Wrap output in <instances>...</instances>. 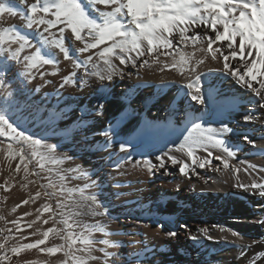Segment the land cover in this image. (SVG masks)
Segmentation results:
<instances>
[{
	"label": "bare ground",
	"instance_id": "obj_1",
	"mask_svg": "<svg viewBox=\"0 0 264 264\" xmlns=\"http://www.w3.org/2000/svg\"><path fill=\"white\" fill-rule=\"evenodd\" d=\"M33 2L35 0H29ZM96 7L99 11L111 10L104 5ZM89 12L99 21L96 11L89 8ZM9 18L13 22H9ZM129 19L125 17L123 22L127 24ZM24 23L19 17L5 15L0 19V32L5 27L17 25L31 40L33 48L38 47V33L43 31V26L27 29ZM50 31L53 34L50 40L60 38L56 28ZM219 43L213 47H218ZM65 44L67 46V41ZM76 46L82 45L77 42ZM103 47L90 51L96 53ZM177 51L191 54L193 50L191 46H181ZM75 55L83 58L87 54ZM174 55L180 59L177 53ZM201 58L204 63L195 65L194 74L188 73L185 67V74L181 75L179 71L163 67L172 62V56L161 55L156 63L146 54L135 66L120 65L119 60L112 57L113 63L123 70L122 74L114 75L111 81H101L97 76L88 75L83 68H72L61 55L58 66L47 65L42 69L46 73L44 77L36 75L34 80L29 78L25 82L21 75L23 69L17 65L6 73V81L0 82V105L4 100L11 102L9 115L19 130L31 132L47 145L56 147L55 158L60 163L41 160L43 166L51 170L52 184L58 181L63 188L83 189L85 195H94L103 205L98 211L105 215L86 218L84 223L99 220L103 225L105 232L94 233V236L97 240H107L104 245L107 264H112L113 260L116 264H250L252 260L264 264V256L259 255L264 252V197L258 190L236 186L264 182V151H261L264 148V109L249 89L219 71L222 61L212 60L210 54L202 56L199 52L194 56V59ZM144 59H148V65L140 66ZM93 61L96 67L89 64L88 71L105 74L103 61L97 56ZM230 63L236 61L230 59ZM70 72L83 77V83L70 82L61 87L62 77ZM197 75L200 76L197 86L202 93L211 95V100L204 105L192 101L188 93L194 89L186 87ZM4 76L5 72L0 71V77ZM260 79L257 76L253 85L258 87ZM246 115L255 119L245 121ZM192 122L201 124L206 135L212 134L225 141L234 155L229 156L222 146L208 143L206 149L195 150L197 162L194 164L192 158L177 151L176 145L189 134L186 129H191ZM222 125H227L231 131L218 132ZM105 132L109 133L107 138ZM245 136L254 140L256 146L248 144ZM10 142L0 141V147ZM125 142L126 152L120 150ZM20 147L27 156L23 146L13 143L14 149ZM164 153L186 163L189 166L186 174H181L179 164L174 165L167 158L157 161L156 158ZM216 156L221 160H216ZM204 160L211 163L199 167ZM223 160L228 162L227 168ZM144 161L155 165L153 171H148ZM17 163L18 157L10 159L0 151V216L3 217L0 219V230H3L0 243H7L8 247L34 243L52 226V221L43 223L49 213L44 212L41 205L49 202L57 212L61 211L56 208L53 196L51 199L44 196L45 191L51 192L43 184L36 165L30 161L26 173L22 165L16 171ZM160 163H164V168H160ZM60 173L67 176V181L60 180ZM37 191L41 196L33 203L30 197ZM23 200L29 203H21ZM18 204L20 207L13 212ZM110 204L112 208L107 210ZM37 208H41L42 215L37 213ZM26 212L30 215L25 216ZM37 215H41L40 220H36ZM70 215L71 212L66 213L65 219ZM33 221V227H27ZM200 228H207L213 238L204 237ZM221 228L226 231L222 232ZM72 231L79 235L82 229L73 227ZM173 231L178 235L169 236ZM33 232L36 235H30ZM232 232L239 236L234 237ZM192 235L200 238L193 241ZM240 237L242 242L251 245L244 257L239 255L238 244L232 242L239 241ZM45 243L51 247L66 242L53 238L50 233ZM10 255L11 260L3 264H58L63 258L62 253L53 257L38 248L22 249L18 256ZM94 255L104 258V253L98 251ZM89 264L100 262L89 261Z\"/></svg>",
	"mask_w": 264,
	"mask_h": 264
},
{
	"label": "snow or ice",
	"instance_id": "obj_2",
	"mask_svg": "<svg viewBox=\"0 0 264 264\" xmlns=\"http://www.w3.org/2000/svg\"><path fill=\"white\" fill-rule=\"evenodd\" d=\"M99 5L110 7L111 10L99 11L96 7ZM89 8L97 12L99 21L91 15ZM5 15L12 18L19 17L25 21L24 28L43 26V31L38 33L40 42L35 48L17 25L5 27L3 32H0V52L3 53L0 56V71L5 72V76L0 77V82H5L6 73L12 71L17 65L23 69L21 75L25 82L29 78L34 80L36 75L44 77L46 73L42 69L47 65L58 66L61 55L64 61L70 62L72 68H83L88 75L97 76L101 81L105 79L111 81L114 75L122 74L123 70L113 63L112 57H116L120 65L130 63L135 66L138 59L146 54L156 63H159L161 55L172 56V62L165 63L164 68L179 71L181 75H184L186 67L188 73L194 74L197 71L195 65L204 63L203 58L194 59L195 54L199 52L202 56L210 54L212 60L222 61L219 71L234 78L237 84L249 89L258 97L257 103L264 109V0H88V3H85V0H35L33 3H29V0H0V19ZM125 17L130 18L127 24L123 22ZM54 28L57 29L60 38L50 40L49 36L53 35L50 30ZM201 29L202 31H198ZM210 32L214 35H210ZM77 42L82 46H76ZM218 42H220L219 46L214 48L213 45ZM224 42H226L227 54L224 52ZM205 44L206 47H204ZM101 45L104 47L99 52L90 51L98 49ZM181 46L184 48L191 46L192 53L178 52ZM26 49L32 51H26ZM160 49L164 51L160 52ZM76 53L87 55L81 58L75 55ZM133 53L135 56L132 55ZM174 53L180 56L179 60ZM94 56L103 61L105 74L88 71L89 64L96 67L93 61ZM230 59L235 60L236 63H230ZM148 63V59H144L140 66H147ZM16 70L19 71V69ZM257 76L261 77L257 81L258 87L253 85ZM62 80L61 87L70 82L78 85L83 83V77H80L77 72H70L69 75L62 77ZM199 80L200 76H195L194 80L188 81L186 87L194 89L188 93L191 100L204 105L211 100V95L202 93L201 88L197 86ZM10 104L9 100H4V103L0 105V136L12 142L6 147H0V151H3L10 159L19 158L16 171L18 172L22 165L27 173L29 162L36 156H39L41 160L49 159L52 163H60L55 158L54 145L49 146L41 139L26 136L19 130V126L9 115ZM5 106H8L9 110H4ZM254 119L252 115L244 116L245 121ZM186 131L189 134L176 145V149L192 158L194 164L197 162L195 150L202 147L206 149L208 143L222 146L225 153L229 156L234 155L230 147L225 146V141L216 139L212 134L206 135L201 124L192 122L191 129ZM217 131L230 132L231 129L227 125H222ZM104 135L107 138L109 133L105 132ZM244 139L253 147L256 146L254 140L247 136ZM13 143L21 146L25 143L31 144L33 151L26 156L22 147L14 149ZM120 150L127 151L126 142L120 145ZM261 151H264V148ZM165 158L171 160L174 165L179 164L181 174H186L189 166L178 161L176 157L164 153L156 159L163 161ZM215 159L221 160V157L216 156ZM136 163L139 164L140 161ZM210 163V160H204L199 163V167L203 168ZM222 164L225 168L229 166L226 160H223ZM144 165L149 172L155 168V165H151L149 161H144ZM40 167L42 168L43 164ZM116 167H120L119 163ZM160 168H164V163H160ZM33 175L38 173L33 172ZM58 175L61 181H67V176L62 173ZM49 184L55 187L51 181ZM236 186L245 190H258L259 195L264 197V182H252L248 185L238 183ZM59 191L66 197L55 202L56 208L61 211L57 212L49 202L41 205L43 211L49 213L43 223L48 224L52 221V226L44 230L41 233L42 238L36 239L34 243L14 244L11 247H8L7 243H0V264L11 260L10 253L18 256L22 249L37 248L40 252H46L53 257L58 252L62 253L63 258L58 260V264H89V261L107 264L108 253L104 247L107 240H97L94 236V233L105 232L103 225L99 220L92 224L84 223L86 218L105 215L106 213L98 211L103 205L94 195H85L83 189L61 188ZM76 192H79L78 196L75 195ZM52 195L53 193L44 192V196L49 199ZM40 196L41 192L37 191L34 197H30L31 202L35 203V199ZM21 203L27 204L29 200H23ZM19 207V204L16 205L12 211L15 212ZM41 208L36 209L37 213H41ZM69 212H71L69 216V219H72L71 224L68 219H65L66 213ZM24 215L27 216L30 213L26 212ZM41 215H37L36 220H40ZM0 219L3 217L0 216ZM12 223L15 224L16 221ZM34 223L35 221L29 223L27 227H33ZM57 224H61L62 227H56ZM73 227L82 229L81 233L76 235L75 232L69 231ZM181 227L187 226L181 225ZM220 230L226 231L224 228ZM17 231L20 229L17 228ZM39 231L36 229V232ZM36 232L30 235H36ZM199 232L209 240L213 238L209 235L207 228H200ZM50 233L53 238L66 243L47 246L45 242L49 240ZM168 235L175 237L178 233L173 231ZM232 235L239 236L236 232H232ZM190 238L196 241L200 237L192 235ZM4 239L7 241L8 237L5 236ZM21 239L26 238L21 236ZM242 240L243 238L240 237L239 241L232 242L238 244L239 255L244 257L245 250L251 245ZM41 245L44 247H40ZM97 245L100 247L97 248ZM97 251L104 253L103 259L99 255H94ZM259 255L264 256V252ZM112 264H116L115 260ZM250 264H256V261L252 260Z\"/></svg>",
	"mask_w": 264,
	"mask_h": 264
},
{
	"label": "rangeland",
	"instance_id": "obj_3",
	"mask_svg": "<svg viewBox=\"0 0 264 264\" xmlns=\"http://www.w3.org/2000/svg\"><path fill=\"white\" fill-rule=\"evenodd\" d=\"M41 15H43V14L41 13ZM45 18L47 19L48 17H45ZM8 21H9V22H13V19L9 18ZM30 42H31V40H30ZM32 45H33V44H32ZM15 46H16V45H14V47H15ZM26 51H31V49H26ZM247 97H248V96H247ZM246 99L248 100L249 97L246 98ZM2 104H3V103H1V105H2ZM4 110H8V106H5V109H4ZM24 133H25L26 136H31V137H33L34 139H39V138H37L35 135H33L31 132L26 131V132H24ZM0 141L10 142L9 139H3V138H0ZM14 144L17 145V146H21V145H18V144H16V143H14ZM22 146L24 147V151H25V153H26L27 155H29V154L33 151V146H32L31 144L25 143V144H23ZM31 161L36 165V170L38 171V173H39V174H42V182H43V184H44L45 186L49 187L50 192L53 193L52 196H53L54 202H56V201H58V200L66 199L65 196H62V195L60 194V191H59V190H60L61 188H63L60 182H58V181L53 182V185H55V187L49 185L51 170L45 168L44 166H43L42 168L40 167V165L42 164V161H41L40 157H39V156L33 157V158L31 159ZM184 191H185V190H184ZM55 205H56V203H55ZM101 205H102V204H101ZM111 208H112V205H111V204H110L109 206L106 207L107 210H110ZM57 209H59V208H57ZM68 222L71 224V220H70L69 218H68ZM69 231H72V229H70ZM72 232H73V231H72Z\"/></svg>",
	"mask_w": 264,
	"mask_h": 264
}]
</instances>
